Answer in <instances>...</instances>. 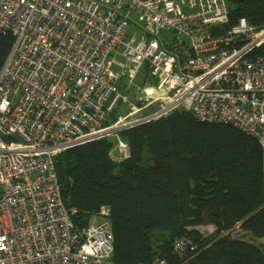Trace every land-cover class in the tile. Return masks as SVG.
<instances>
[{"label":"built area","instance_id":"built-area-1","mask_svg":"<svg viewBox=\"0 0 264 264\" xmlns=\"http://www.w3.org/2000/svg\"><path fill=\"white\" fill-rule=\"evenodd\" d=\"M226 0H0V264H119L110 208L78 227L54 156L175 110L231 124L264 150V27L228 25ZM146 69L153 78L129 90ZM118 103L129 110L113 122ZM205 236L214 230L208 225ZM175 237L178 256L196 253ZM136 264H167L156 257Z\"/></svg>","mask_w":264,"mask_h":264},{"label":"trees","instance_id":"trees-1","mask_svg":"<svg viewBox=\"0 0 264 264\" xmlns=\"http://www.w3.org/2000/svg\"><path fill=\"white\" fill-rule=\"evenodd\" d=\"M228 25L244 17L264 27V0H226ZM12 43L0 35V67ZM253 55L264 54V42ZM142 80L153 78L142 69ZM116 109V108H115ZM115 109L110 121L117 118ZM129 156H111L115 140L101 137L54 156L61 197L74 206L76 226L110 208L112 260L119 264H264V150L256 138L222 122L175 110L119 131ZM212 224L203 235L196 226ZM242 233L232 234L233 230ZM190 236L196 253L178 256L172 241Z\"/></svg>","mask_w":264,"mask_h":264},{"label":"rangeland","instance_id":"rangeland-1","mask_svg":"<svg viewBox=\"0 0 264 264\" xmlns=\"http://www.w3.org/2000/svg\"><path fill=\"white\" fill-rule=\"evenodd\" d=\"M142 73H143V72H141V73L138 75V77L135 79V81H134V82H135V86L129 90L130 100H131L132 102L136 101V98H135V95H134L136 87H137V86H142V85L145 83V82L142 80ZM128 110H129L128 105H126V104H124V103H118V105L116 106V109H115L116 114H117V117H118L119 115H123V114L126 113ZM118 133H119V132H118ZM105 137H106V136H105ZM108 137H111V138H113L114 140H115V138H116L115 136H108ZM208 225H212V224H203V225L196 226V228L199 229V231L201 230L202 232H207V231H209V230H208V227H207ZM240 233H242V232H240V231H238V230H236V229L232 231V234H234V235H238V234H240ZM244 238H246V239H248V240H253V241H255V242H261V243L264 245V238H260V239L252 238V237L249 236L248 234H244Z\"/></svg>","mask_w":264,"mask_h":264}]
</instances>
